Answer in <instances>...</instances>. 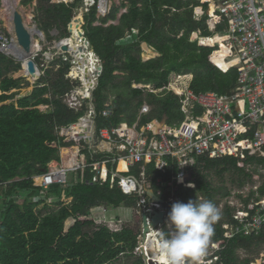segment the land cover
Wrapping results in <instances>:
<instances>
[{"label": "trees", "instance_id": "1", "mask_svg": "<svg viewBox=\"0 0 264 264\" xmlns=\"http://www.w3.org/2000/svg\"><path fill=\"white\" fill-rule=\"evenodd\" d=\"M30 1L23 0L22 4L28 5ZM80 1L68 6L38 0L35 21L48 41L56 38L52 33L55 29L60 39L69 36L67 26ZM128 1L127 12L120 16V8L113 7L105 17L98 18L96 9H92L84 18L86 37L104 65L94 91L98 128L117 126L123 121L134 123L145 102L152 107L151 113L144 117L145 121L153 117L166 118L173 124L182 118L179 96L172 92L153 93L133 88L134 82L152 84L158 89L167 85L173 73H191V88L196 93L213 90L225 94L231 91L237 70L224 71L213 63L218 47L200 46L197 41H192L193 33L199 30L203 36L212 35L207 19L218 13L215 8L207 6L206 15L199 21L194 17L191 2ZM110 20L118 23L106 25ZM97 21L101 24H96ZM225 25L226 22L219 26L220 29ZM79 32L77 25L73 36L68 38L83 39ZM218 40L221 35L202 42L211 46ZM143 44L144 55L156 53V57L145 55L147 61H144L141 56ZM222 66L226 67L223 62ZM70 70L68 60H54L37 80L30 95L4 104L16 98L15 90L21 91L25 77L21 63L0 52V264H145L142 256L133 253L140 229L134 226L111 232L106 226L82 219L95 206H133L138 196L125 195L118 183L113 188L109 181L99 185L89 172L86 182L66 188L61 184L33 185L32 177L44 174L49 162L63 161L67 149L75 143L65 128L76 122L82 112H75L63 101L65 93L78 85L67 78ZM177 91L182 92L180 88ZM109 101H112L110 107L114 111L110 118L102 115ZM39 105H49L50 109L41 111ZM263 169L264 157L248 154L214 159L201 157L191 168L188 179L196 187L175 184L173 192L179 202L195 201L201 196L220 209L221 202L232 190L225 184H214L213 173L220 178L230 175L237 188L260 184L258 193L261 197L264 196ZM163 179L169 181L171 174ZM37 182L42 180L37 177ZM164 190L166 200L172 188ZM63 191L73 198L68 204L60 200ZM42 192L49 200H56L55 207L42 200ZM254 194L251 192L249 198ZM19 198L24 199L23 204L19 203ZM42 203L44 205L39 208ZM233 210L228 205L219 210L220 219L213 225L214 234L209 243L219 244L217 253L222 264H250L264 249V227L258 235L238 234L225 238L223 223L232 219ZM137 223L140 227L139 217ZM165 234H170L166 228ZM241 250L246 256H241Z\"/></svg>", "mask_w": 264, "mask_h": 264}, {"label": "built area", "instance_id": "2", "mask_svg": "<svg viewBox=\"0 0 264 264\" xmlns=\"http://www.w3.org/2000/svg\"><path fill=\"white\" fill-rule=\"evenodd\" d=\"M182 1L191 2L190 7L193 8L194 17L199 21L206 15L207 6L215 8L218 12L207 19V27L212 35L203 36L199 30L193 33L192 41H197L200 46L218 47L216 52L218 54L212 59L213 63L224 71L231 68L237 70L236 83L231 91L225 94L213 90L196 93L191 88L193 81L191 73H173L167 85L158 89L152 84L134 82L133 88H141L153 93L172 92L179 96L182 118L173 124L168 123L166 118L153 117L145 121L144 117L152 111V107L145 102L139 109L134 123L123 121L117 126L98 128L94 91L99 85L104 65L94 52L98 69L88 81L89 89L85 87L81 74L74 75L72 72L74 76H71L73 68L67 75V78L73 83L78 82V85L65 93L63 101L75 112H82L76 122L65 128L75 143L67 149V156L63 161L53 160L48 163V170L40 175L43 177L41 183L37 182V176L33 177L34 186L48 187L61 184L66 188L71 184L86 182L89 172L99 185L109 181L110 187L113 188L118 183L125 195L138 196L137 203L133 206L99 205L92 207L90 212L82 217L94 221L98 226H106L111 232H121L127 227H132L139 217L138 245L133 251L135 255L142 256L139 245L144 230L142 215L146 214L147 222L151 225L154 211L164 212V222L158 227L151 228L143 245L146 255L151 259L153 258L149 254L147 243H152L149 236H156L159 239L161 232L165 234V228L171 230L172 224L168 222V213L173 203L179 202L173 187L175 184L184 187L192 184L194 187L190 188L196 187L195 183L188 179L191 168L198 164L199 158L214 159L239 155L244 157L246 154L264 157V0ZM22 2L23 0H19V5L26 6ZM51 2L69 6L76 4L77 0H51ZM128 2V0H81L75 8L72 21L67 26L69 36L62 39L73 36L74 24L77 21L86 49L92 50L84 30L85 15L96 9L97 17L102 18L107 16L114 6L120 7L119 14H122L127 11ZM36 7L37 1L32 6L34 13ZM35 16L33 15L32 19ZM224 22L226 25L220 29L219 26ZM96 24L101 23L97 21ZM135 33H138V30H135ZM44 34L43 32L42 35L35 36L44 40ZM195 34L196 38L193 37ZM217 35H221V40L211 46L202 42ZM15 38V34L6 30L0 23V51L13 54ZM62 39L55 41L53 52L46 49L41 57L38 56L37 51L33 53V59L38 63L36 66H39L38 76H32L34 87L37 80L56 59L73 58V67H75L74 55L58 46ZM40 50L43 51L44 46H41ZM222 50H225L224 55L221 53ZM80 59L82 62H77L78 66L80 63L85 66L83 57ZM22 69L25 70V74H29L26 65L23 64ZM176 87L182 92L179 93ZM82 89L84 94H80ZM111 104L112 101L106 104V109L102 112L104 117L113 116ZM41 106L50 108L49 105H40L39 108ZM77 128L80 131H77ZM169 173L171 179L164 181V176ZM259 185L238 188L223 199L224 203L220 204L219 210L226 205L234 209L232 219L223 223L225 238L230 239L238 234L258 235L261 232L264 227V196H259ZM168 187L172 188V191L165 200L164 188ZM148 189H153L157 196L164 199V202L153 201L147 194ZM251 192L255 194L249 198ZM41 198L45 203L55 205L56 200H49L44 192ZM72 199L63 191L60 199L62 202L68 204ZM198 200L205 199L200 196ZM19 203L23 204L24 199L19 198ZM43 205L44 203L40 207ZM219 249L218 243H209L204 264H222L221 257L217 253ZM244 252L241 250L240 254ZM250 264H264V249Z\"/></svg>", "mask_w": 264, "mask_h": 264}, {"label": "clouds", "instance_id": "3", "mask_svg": "<svg viewBox=\"0 0 264 264\" xmlns=\"http://www.w3.org/2000/svg\"><path fill=\"white\" fill-rule=\"evenodd\" d=\"M36 38L35 36V39ZM14 45L15 47L13 48L15 50L17 47L16 38ZM36 51H38V49L32 51V59L33 53ZM0 52L10 57L11 53L7 54V52L4 51ZM13 54L11 55L14 57ZM14 59L16 58L14 57ZM34 61L38 64L37 60ZM23 64L27 66V63H21V70ZM38 67L39 66H36L37 70H39ZM24 75L32 78L30 72L29 74L24 73ZM15 91L18 92V90ZM17 98L18 97L9 100V102H14ZM9 102H5L4 104H9ZM35 176L38 177L40 175ZM188 186L194 187L192 184ZM39 208L41 207L39 206ZM220 215L219 209L210 200L200 201L196 199L195 201L189 200L187 203H173L171 211L168 213V222L172 224L174 231L167 236L161 232L159 234V239L155 242V253L158 264H204V258L207 256L208 252L209 241L214 234L213 225L220 219Z\"/></svg>", "mask_w": 264, "mask_h": 264}, {"label": "water", "instance_id": "4", "mask_svg": "<svg viewBox=\"0 0 264 264\" xmlns=\"http://www.w3.org/2000/svg\"><path fill=\"white\" fill-rule=\"evenodd\" d=\"M12 28L15 31L17 44H19L20 47L23 48L18 54L14 53L13 54L14 57L20 63H27L28 70L33 77L38 76L36 69V62L32 59L31 47L33 45V40L35 39V35L36 34L42 35L43 32L38 28V26H35L32 29L27 28V26H25V24L23 23V20L19 12H15L14 25L12 26ZM62 50L69 52L70 47L66 44H62ZM32 91L33 89L27 92L26 94L19 96L17 99L30 95ZM147 194L153 201H158L161 203L164 202V199L157 196L153 189H148ZM164 216H165L164 212L155 210L151 219V225H149L147 222L146 214L142 215L144 230L142 232V237L140 238L139 245L141 247L142 257L145 261V264H158L157 262H155L153 259L149 258L146 255L145 248L143 245L145 244L147 233L151 230L152 227H158L160 223H163Z\"/></svg>", "mask_w": 264, "mask_h": 264}, {"label": "rangeland", "instance_id": "5", "mask_svg": "<svg viewBox=\"0 0 264 264\" xmlns=\"http://www.w3.org/2000/svg\"><path fill=\"white\" fill-rule=\"evenodd\" d=\"M18 9H19V11L21 12V14L23 15V17H25V19H28V18H26L27 17V15L28 14H31L32 13V15H35V13L33 12V9H32V6H30V5H26V6H21V5H19V0H18ZM5 8H4V4H3V0L1 1L0 0V23L2 24V26H5V29L6 30H8V31H11V32H13V33H15L14 32V30H13V28L12 27H10L9 26V24H8V22L6 23V19L4 18V15H5V12L3 11ZM32 15H31V18H29L28 20H29V26H30V28H33L35 25H37L36 24V22H35V17L32 19ZM44 36H45V38H44V40H41V38H39L38 36H36L38 39H39V42L41 43V46H44V50L43 51H39V49H38V56H42V54L44 53V51L46 50V49H50L52 52H53V50H54V45H55V41H59L60 40V37H59V35H56L55 37V39L52 41V42H50V44H48L47 45V43H49L48 42V39L46 38L47 36H46V34H44ZM82 37V36H81ZM71 41H72V43H70V52L74 55V56H78L79 54H80V52H81V49H80V47L79 46H76V44H78L79 42H81L82 40L81 39H79V38H72L71 39ZM142 49H143V52H142V59H144V57L145 58H147V57H152V56H155V54H145V55H147V57L144 55V53H145V48H144V44H143V47H142ZM10 57H12V58H14L12 55H10ZM72 60H74L73 58H70V60H68L69 62H70V65H71V68L73 67V62H72ZM75 60H76V58H75ZM50 67H51V65H50ZM49 67V68H50ZM23 73H25V70H21ZM116 73H118V72H116ZM10 76H13V74H11ZM71 76H74L73 74H72V71H71ZM24 79L22 80V89H21V91L20 92H17L18 93V95L16 96V97H19V95H21V94H26L27 92H29V91H31L33 88H34V84H33V82H32V78L31 77H27V76H25L24 75ZM171 77V76H170ZM84 79V81H85V87H87V86H90V83H88V80L87 79H85V78H83ZM82 91L84 92V90L82 89L81 91H80V94H83L82 93ZM7 102H9V101H7ZM12 101H10L9 103H11ZM50 108H45V106H41L40 107V110H43L44 112H45V110L47 111V110H49ZM261 172H263L264 173V171H261ZM231 177H230V175H226L224 178H220L219 176H217L216 174H212V180H213V182H214V184H216V185H222V184H225V186H228V187H230V189L232 190V191H235L236 189H238L237 188V186H235V185H233L232 184V182H231ZM245 186H252V185H250V184H247V185H245ZM244 186V187H245ZM231 191V192H232ZM249 193V192H248ZM224 203V200L221 202V204H223ZM50 207H55L54 206V204H50ZM135 226V228L137 229V230H139V224L137 223V222H134L133 223V225H132V227H134ZM169 231H170V234H171V231H174V228H173V226L171 225V230L169 229ZM166 235V234H165ZM243 254H246V252H244V253H241V255H242V257H244L243 256ZM137 256H139V255H137Z\"/></svg>", "mask_w": 264, "mask_h": 264}, {"label": "bare ground", "instance_id": "6", "mask_svg": "<svg viewBox=\"0 0 264 264\" xmlns=\"http://www.w3.org/2000/svg\"><path fill=\"white\" fill-rule=\"evenodd\" d=\"M2 1V0H1ZM3 4H4V18L6 19V23L8 22L9 26L12 27L14 25V15L15 12H19L20 16L23 20V23L25 24V26H27V28L30 29L29 26V18H31V14H28L25 19V17H23V15L21 14V12L18 9V0H3ZM78 25L79 27V22H75L74 27H76ZM79 34L81 35V33L79 32ZM82 41L79 42L78 44H76V46H79L81 49V52L78 56H74L76 58L75 62L76 65L75 67H73V74L74 75H78L81 74L83 76V78L87 79L88 81L91 80L92 76H94V74L96 73L97 69H98V64H97V57L94 54V52L92 50H87L85 44L83 43V39H81ZM70 43H72L71 38H67V39H62V41L58 44L59 48L62 49V44H66L70 47ZM82 47V48H81ZM41 48V43L39 42V40L36 38L33 41V45L31 47L32 51H35L37 49ZM23 48L20 47L19 44H17L16 49L14 50L13 48V53H19ZM221 53L224 55L225 54V50H222ZM81 57H83V61H85V66H83L81 63L78 66L77 62H82V60L80 59ZM74 62V63H75ZM80 67V68H79ZM85 74V77H84ZM87 89L90 88V86L86 87ZM82 93L84 94V92L82 91ZM77 131H80V129H76ZM42 180L43 181V177L42 176H38V180ZM150 237V241H152L151 244L148 243V251L149 254L152 256V258L158 263L157 259H156V253H155V242L158 240V238L152 237V235L149 236Z\"/></svg>", "mask_w": 264, "mask_h": 264}, {"label": "crops", "instance_id": "7", "mask_svg": "<svg viewBox=\"0 0 264 264\" xmlns=\"http://www.w3.org/2000/svg\"><path fill=\"white\" fill-rule=\"evenodd\" d=\"M38 2V0H31L28 4L29 5H31V6H33L34 5V3L35 2ZM54 4H56V3H54ZM114 7H118V6H114ZM128 7V6H127ZM120 8V7H119ZM127 12V11H126ZM120 13V9H119V12H118V16H120V15H122V14H119ZM125 13V12H124ZM110 14V13H109ZM31 15H32V13H31ZM35 15H36V13H35ZM33 16V15H32ZM36 17V16H35ZM36 22V21H35ZM118 23V21L117 20H110L106 25H109V24H117ZM37 24V23H36ZM98 25H100V24H98ZM35 26H38V24L37 25H35ZM38 28H39V26H38ZM40 29V28H39ZM43 32V31H42ZM45 33V32H44ZM52 33H53V35H59V32L57 31V29H55V30H53L52 31ZM91 45V44H90ZM151 47V46H150ZM153 48V47H152ZM92 49V48H91ZM154 49V48H153ZM93 51V50H92ZM94 52V51H93ZM159 54V53H158ZM97 55V54H96ZM160 55V54H159ZM159 55H157V56H159ZM156 57V56H155ZM154 58V57H153ZM144 61H147L146 59H143Z\"/></svg>", "mask_w": 264, "mask_h": 264}]
</instances>
